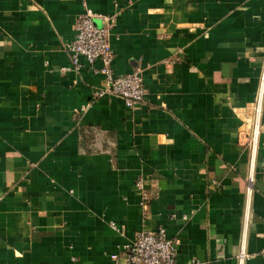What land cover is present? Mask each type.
Masks as SVG:
<instances>
[{"label":"crops","instance_id":"1","mask_svg":"<svg viewBox=\"0 0 264 264\" xmlns=\"http://www.w3.org/2000/svg\"><path fill=\"white\" fill-rule=\"evenodd\" d=\"M86 9L140 104L71 67ZM159 226L178 264H264V0H0V264H127Z\"/></svg>","mask_w":264,"mask_h":264},{"label":"built area","instance_id":"2","mask_svg":"<svg viewBox=\"0 0 264 264\" xmlns=\"http://www.w3.org/2000/svg\"><path fill=\"white\" fill-rule=\"evenodd\" d=\"M100 20V24L95 23ZM111 17L86 9L76 19L75 34L66 43L65 51L69 56L71 67L79 70L83 59L89 65L99 61V71L102 76L101 87L96 95L109 94L122 98L129 108L144 101L147 89L139 68L130 73H116L112 67L114 53L110 44ZM261 92L254 106V118L250 132V141L255 145L259 133L261 115ZM249 181H252L251 175ZM137 189L142 193L144 203L149 196L143 190V182H136ZM179 239L169 237L166 229L159 226L155 230L142 229L134 233L133 239L124 245L123 251L127 264H178L176 261ZM244 257L241 252L239 259Z\"/></svg>","mask_w":264,"mask_h":264},{"label":"water","instance_id":"3","mask_svg":"<svg viewBox=\"0 0 264 264\" xmlns=\"http://www.w3.org/2000/svg\"><path fill=\"white\" fill-rule=\"evenodd\" d=\"M96 24H98L97 22H95Z\"/></svg>","mask_w":264,"mask_h":264}]
</instances>
